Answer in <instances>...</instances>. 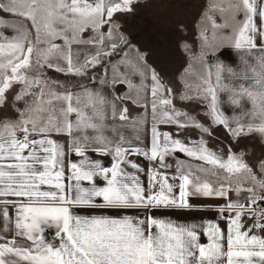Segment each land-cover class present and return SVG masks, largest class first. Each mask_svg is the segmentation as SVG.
Instances as JSON below:
<instances>
[{"label": "snow or ice", "instance_id": "6c2138e0", "mask_svg": "<svg viewBox=\"0 0 264 264\" xmlns=\"http://www.w3.org/2000/svg\"><path fill=\"white\" fill-rule=\"evenodd\" d=\"M139 3L0 0V264H264V159L231 150L264 147V0L214 2L179 81L121 31Z\"/></svg>", "mask_w": 264, "mask_h": 264}, {"label": "rangeland", "instance_id": "374dc122", "mask_svg": "<svg viewBox=\"0 0 264 264\" xmlns=\"http://www.w3.org/2000/svg\"><path fill=\"white\" fill-rule=\"evenodd\" d=\"M214 2L221 3V0H205L202 15L197 18L196 13L202 0H141V3L135 7V14L125 19L122 31L130 35L132 44L138 46L142 53H147L148 62L153 63L161 74L168 79L178 81L185 70L190 67L191 53L185 51L184 46L186 44L194 46L195 51H199L200 27L204 23L205 14L210 12ZM211 14L218 22H222L218 11ZM176 44L180 48L176 47ZM215 59V56L211 57L209 63ZM200 71H202L200 64H192L189 75ZM48 75L55 80L63 81V77L53 71H50ZM53 90L62 91V88L53 85ZM132 115H137L134 109ZM161 130L173 131L172 128L164 127ZM180 135L187 137L188 141L199 138L191 124H189L188 131L181 130ZM205 141L207 147L218 153L221 150L225 154L230 151V146L211 134L205 137ZM231 150L237 154L243 152L241 149L231 148ZM180 158L185 157L180 154ZM259 159H264V155ZM193 203L207 205L219 204L222 201L213 199L193 201Z\"/></svg>", "mask_w": 264, "mask_h": 264}, {"label": "crops", "instance_id": "0c3cea01", "mask_svg": "<svg viewBox=\"0 0 264 264\" xmlns=\"http://www.w3.org/2000/svg\"><path fill=\"white\" fill-rule=\"evenodd\" d=\"M204 5H205V0H202V4L200 3V6H199L200 8H198L197 13H196V17L197 18H199L202 15V11H203ZM197 21H198V19L196 20V22ZM195 27H196V24H195ZM121 31H122V29H121ZM194 31H195V28H194ZM166 32H168V31H166ZM170 45L172 46V44H170ZM176 47L180 48V46H178V45ZM221 59H223V60H225V61H227L229 63H235V57L231 54V51L229 49H225L223 51V53L221 55ZM150 64L153 65L158 70V68L153 63H150ZM166 79H168V78L166 77ZM168 80H172V79L169 78ZM178 81H179V79H178ZM15 87H17V89H18L19 85H16ZM9 94L11 95V93H9ZM224 98H225V95L221 94L222 101L224 100ZM222 107H223V105H222ZM3 111L4 112H8L10 115L12 114L10 112V110L7 109V108L4 109ZM212 136L217 138V139H219V140H221V141H223L224 144H227L228 146H230V143H229L230 134H228L226 130L217 129L216 134L212 135ZM231 148L233 150L241 149L243 152H248L250 154H253L252 156L249 157L250 159H252V158H262L263 155H264V147L261 146V144H260V142L258 140H252V139L241 140L239 144H236L233 141V143L231 144ZM207 205H209V204H207ZM110 214L115 215V213H110ZM157 215L163 216L165 218H173V219H178L180 221H183V220L191 219L192 216L206 218V219H211V218H213L216 215V213L212 212V211L205 210V211H201V212L192 213V214H189V215H180V214H177V213H158ZM197 222H199V221H197ZM248 223L250 224L251 221H248ZM221 226L223 227L224 225H221ZM261 235H264V234H261Z\"/></svg>", "mask_w": 264, "mask_h": 264}]
</instances>
